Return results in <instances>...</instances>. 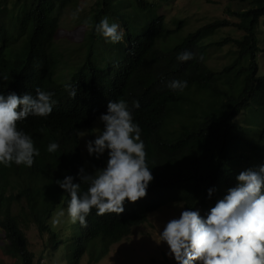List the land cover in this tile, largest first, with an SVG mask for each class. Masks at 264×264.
Segmentation results:
<instances>
[{
    "label": "trees",
    "instance_id": "16d2710c",
    "mask_svg": "<svg viewBox=\"0 0 264 264\" xmlns=\"http://www.w3.org/2000/svg\"><path fill=\"white\" fill-rule=\"evenodd\" d=\"M168 1L92 0L73 19L82 37L71 41L70 50V43H57L61 17L86 2L0 0V93L35 96L40 87L58 101L49 116L17 123L39 149L33 166L0 165V264H99L160 208L199 209L206 216L240 171L264 165V74L258 62L264 56V0H238L242 7L225 8L222 18L165 48L186 23L178 14L166 20L159 9ZM104 17L121 26V42L94 30ZM225 45L234 50L231 60L209 67L208 50ZM184 50L194 55L180 62L176 57ZM173 79L186 80L187 87L169 89ZM66 82L77 89L74 99ZM118 99L128 103L141 128L154 179L144 198L125 202L123 213L97 215L93 208L82 228L67 216L70 196L56 181L72 175L79 182L80 167L92 173L106 166L107 150L99 159L90 156L79 133L94 138L95 122ZM50 142L60 145L55 153L47 152ZM60 209L64 222L53 226ZM32 228L42 240L39 252L30 245ZM165 246L159 256L145 253V264H176Z\"/></svg>",
    "mask_w": 264,
    "mask_h": 264
},
{
    "label": "clouds",
    "instance_id": "9594fccd",
    "mask_svg": "<svg viewBox=\"0 0 264 264\" xmlns=\"http://www.w3.org/2000/svg\"><path fill=\"white\" fill-rule=\"evenodd\" d=\"M80 9L72 13L76 19ZM93 27V25H89ZM94 30L107 41L116 44L124 39L118 23L102 18ZM189 50L180 52L176 59L185 62L193 58ZM173 91H183L186 80L173 79L168 82ZM71 98L77 89L70 82L63 85ZM31 94L17 95L15 92L0 93V165L32 167L35 157L40 155L33 138L17 123L29 115L47 117L58 103L54 93L35 89ZM133 107L140 106L138 100ZM99 120L104 128L94 140L86 141L88 154L97 159L107 150L106 166L88 173L80 167L74 182L72 175L57 180L58 186L70 196L67 216L72 224L82 228L88 225L87 217L93 208L97 215L123 213L125 202H136L147 195V188L154 179L147 165L145 143L141 128L134 122L133 114L124 99L109 101L107 113ZM82 137L85 134L79 133ZM60 145L50 142L48 153H55ZM236 185L210 207L206 216L199 209H184L178 218L169 219L160 232V240L167 244L168 253L176 264H264V165L248 168L236 176ZM87 184L85 191L81 185ZM211 197L215 188H209ZM65 210L60 209L52 220L53 226L64 222Z\"/></svg>",
    "mask_w": 264,
    "mask_h": 264
},
{
    "label": "rangeland",
    "instance_id": "374dc122",
    "mask_svg": "<svg viewBox=\"0 0 264 264\" xmlns=\"http://www.w3.org/2000/svg\"><path fill=\"white\" fill-rule=\"evenodd\" d=\"M81 1L86 3L80 4V10H82L84 7L87 8L92 0ZM242 6L243 4L240 2L238 3V0H169L167 5L164 4L159 9L160 12L164 14L166 20H169L172 16L178 14L179 17L186 19V23L180 31L169 37L165 43L166 47H164L168 48L173 46L175 43H179L189 31L195 30L202 23L217 18H222V16L225 15V8H239ZM61 20V25L57 32V43H70V50H73L74 44L71 41L80 40L82 37V32L81 28L76 26V24L73 22L72 11L70 7L65 9ZM227 31L228 30H226V32ZM233 34L236 36L235 33ZM216 35L221 36V33L217 32ZM231 51L234 50L230 49L229 45H225L218 49L211 48L208 50L205 62L209 67L218 69L223 64L228 63L231 60ZM258 60L260 65L259 72L264 74V56H259ZM95 123L94 138H91L87 132L81 138L85 149L86 141L94 140L95 135H98L99 131L101 130V127H99L101 121L97 120ZM179 214V209L175 207H167L163 209L160 208V210L152 213V215L149 217V222L147 225L144 224L136 226L132 237L129 238L130 240H123L122 242L114 245L111 248L109 255L103 260V262L99 264H145V259L147 258L145 253L147 256L154 254L159 256V251L161 249L164 248L167 250L165 242L159 241L160 232L163 230L165 223L169 219L174 217L178 218ZM32 229L33 230L28 233L30 245L34 251L39 252L42 247V240L37 235V233H35V229ZM134 248L136 249L135 252L137 253H133Z\"/></svg>",
    "mask_w": 264,
    "mask_h": 264
}]
</instances>
